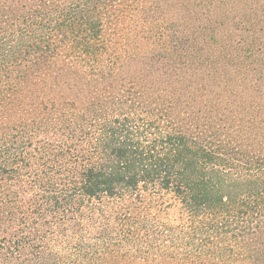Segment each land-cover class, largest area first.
Here are the masks:
<instances>
[{
	"label": "trees",
	"instance_id": "trees-1",
	"mask_svg": "<svg viewBox=\"0 0 264 264\" xmlns=\"http://www.w3.org/2000/svg\"><path fill=\"white\" fill-rule=\"evenodd\" d=\"M0 264H264V0H0Z\"/></svg>",
	"mask_w": 264,
	"mask_h": 264
}]
</instances>
